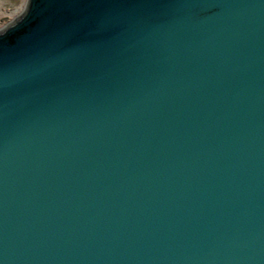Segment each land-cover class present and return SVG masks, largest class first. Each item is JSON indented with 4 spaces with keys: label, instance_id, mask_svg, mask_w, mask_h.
<instances>
[{
    "label": "water",
    "instance_id": "1",
    "mask_svg": "<svg viewBox=\"0 0 264 264\" xmlns=\"http://www.w3.org/2000/svg\"><path fill=\"white\" fill-rule=\"evenodd\" d=\"M0 264H264V0H27Z\"/></svg>",
    "mask_w": 264,
    "mask_h": 264
},
{
    "label": "rangeland",
    "instance_id": "2",
    "mask_svg": "<svg viewBox=\"0 0 264 264\" xmlns=\"http://www.w3.org/2000/svg\"><path fill=\"white\" fill-rule=\"evenodd\" d=\"M27 0H0V28L22 12Z\"/></svg>",
    "mask_w": 264,
    "mask_h": 264
}]
</instances>
